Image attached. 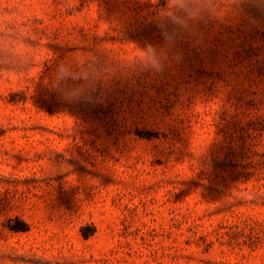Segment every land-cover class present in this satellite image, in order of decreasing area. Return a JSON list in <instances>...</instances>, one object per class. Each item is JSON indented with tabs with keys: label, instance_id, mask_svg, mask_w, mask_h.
<instances>
[{
	"label": "rangeland",
	"instance_id": "374dc122",
	"mask_svg": "<svg viewBox=\"0 0 264 264\" xmlns=\"http://www.w3.org/2000/svg\"><path fill=\"white\" fill-rule=\"evenodd\" d=\"M190 6L0 0V264H264V10Z\"/></svg>",
	"mask_w": 264,
	"mask_h": 264
},
{
	"label": "clouds",
	"instance_id": "9594fccd",
	"mask_svg": "<svg viewBox=\"0 0 264 264\" xmlns=\"http://www.w3.org/2000/svg\"><path fill=\"white\" fill-rule=\"evenodd\" d=\"M253 6L258 10H264V0H253ZM189 19H199V8L190 6V0H172V9L167 12L159 23L164 44L162 46L146 45L144 48V67L153 72L163 70L170 56L173 55L172 49L175 44V37L178 32L189 31ZM169 25L172 29L169 30ZM178 58V57H177ZM76 79L75 76H69L64 69H60L58 80ZM84 98V91L81 88H75L65 94L68 101H78Z\"/></svg>",
	"mask_w": 264,
	"mask_h": 264
}]
</instances>
